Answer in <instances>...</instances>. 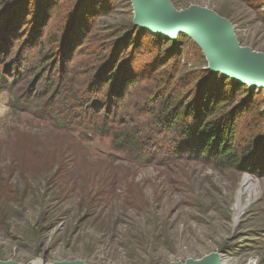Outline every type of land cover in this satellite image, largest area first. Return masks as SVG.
Wrapping results in <instances>:
<instances>
[{
    "label": "rangeland",
    "instance_id": "374dc122",
    "mask_svg": "<svg viewBox=\"0 0 264 264\" xmlns=\"http://www.w3.org/2000/svg\"><path fill=\"white\" fill-rule=\"evenodd\" d=\"M168 1L178 11L196 6L214 12L233 25L242 48L264 54V0ZM59 3L46 32L64 33L75 23L78 37L89 34L80 48L84 53L109 49L121 31L139 35L122 62L141 83L135 91L140 95L147 94L149 85L163 83L168 73L177 79L193 72L221 78L209 70L203 49L191 36L181 34L173 41L136 26L133 0ZM254 91L264 112V90ZM11 101L7 91L0 92V179L22 201L3 206L0 263L171 264L219 253L227 264H264V174L219 170L197 160L178 168L135 165L114 150L110 137L83 142L88 161H65L66 151H74L66 147L69 138L32 109H11ZM260 126L264 118L256 113L243 118L238 129L248 137ZM74 137L80 140L78 132ZM30 151L40 155L16 158ZM53 151L61 158L54 159ZM256 157H264V146ZM246 177L259 188L250 202L249 194L239 196ZM238 200L243 205L239 216Z\"/></svg>",
    "mask_w": 264,
    "mask_h": 264
},
{
    "label": "trees",
    "instance_id": "16d2710c",
    "mask_svg": "<svg viewBox=\"0 0 264 264\" xmlns=\"http://www.w3.org/2000/svg\"><path fill=\"white\" fill-rule=\"evenodd\" d=\"M13 1L0 0V92L12 96L11 109H32L69 138L66 147L74 151H66L63 160L88 161L83 142L110 137L114 150L135 165L178 168L197 160L219 170L264 174V157L254 158L264 146V127L248 137L238 129L247 116L264 118L254 90L220 75L193 72L177 79L168 73L163 83L149 85L147 94L140 95L135 91L141 83L122 62L136 46V32L121 31L109 49L84 53L80 48L89 34L78 37L75 23L64 33L46 32L59 0ZM26 26L30 29L24 32ZM188 76L189 83H181ZM30 153L40 155L30 151L16 158L24 161ZM52 157L61 158L56 151ZM17 201H22L17 191L0 179V220L3 206ZM128 204L137 207L132 200Z\"/></svg>",
    "mask_w": 264,
    "mask_h": 264
},
{
    "label": "water",
    "instance_id": "95a60500",
    "mask_svg": "<svg viewBox=\"0 0 264 264\" xmlns=\"http://www.w3.org/2000/svg\"><path fill=\"white\" fill-rule=\"evenodd\" d=\"M133 5L136 26L148 29L154 36L173 41L181 34L191 36L203 49L211 72L250 90H264V54L242 48L233 25L227 20L196 6L178 11L168 0H133ZM221 260V254L214 253L200 261L171 264H222ZM52 264L86 263L77 260Z\"/></svg>",
    "mask_w": 264,
    "mask_h": 264
},
{
    "label": "bare ground",
    "instance_id": "6f19581e",
    "mask_svg": "<svg viewBox=\"0 0 264 264\" xmlns=\"http://www.w3.org/2000/svg\"><path fill=\"white\" fill-rule=\"evenodd\" d=\"M258 189H259L258 188V185L253 184L252 180L249 177H246L244 179V181H243V184H242V187H241V191L239 193L240 194L239 196L242 197V195H244V194H249V200H248V202H250L251 201V196H252L251 194L258 192L257 191ZM238 203H239V206H238L239 207V211L236 213L237 216H239L241 214V212H242L241 209L243 207V205H241L240 201ZM221 263L222 264H227V262L225 260H223V258L221 260Z\"/></svg>",
    "mask_w": 264,
    "mask_h": 264
}]
</instances>
